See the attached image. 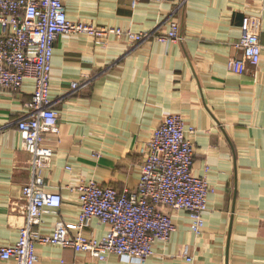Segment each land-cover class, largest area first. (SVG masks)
Segmentation results:
<instances>
[{"label":"crops","instance_id":"0c3cea01","mask_svg":"<svg viewBox=\"0 0 264 264\" xmlns=\"http://www.w3.org/2000/svg\"><path fill=\"white\" fill-rule=\"evenodd\" d=\"M68 18L92 27L167 34L177 21L182 39L132 43L111 36L98 45L87 32L59 36L50 97L58 124L46 133L54 149L42 169L46 191L63 198L57 215L45 214L38 230L49 235L63 219L72 235L80 213L72 190L95 181L135 191L142 146L168 115H181L195 149L194 173L213 191L200 234L189 215L161 207L176 230L156 242L145 264H264V68L228 70L247 16L260 18L264 51V0H64ZM1 30V28H0ZM80 88L72 90V83ZM34 82L20 91L0 88V244L17 241L26 220L23 186L31 177L18 121L30 111ZM110 226L93 218L85 233L101 237ZM187 253L192 260L184 256ZM38 264H135L114 254L105 261L70 247L37 245ZM0 264H14L1 261Z\"/></svg>","mask_w":264,"mask_h":264},{"label":"built area","instance_id":"2783aa9c","mask_svg":"<svg viewBox=\"0 0 264 264\" xmlns=\"http://www.w3.org/2000/svg\"><path fill=\"white\" fill-rule=\"evenodd\" d=\"M131 1L136 6L142 0ZM171 25L167 34L92 27L72 22L64 0H0V88L20 91L27 79L34 82L33 97L27 103L30 112L17 124L24 149L32 157L31 177L22 189L26 220L15 243L0 244L1 261L38 264L37 245L44 244L70 247L101 261L114 254L127 263L145 264L154 254V244L169 242L176 230L170 214L161 207L186 211L191 230L196 234L202 232L208 197L213 189L206 176L194 173L195 149L187 137V131L194 129L187 130L178 114L166 116L151 139L142 146L141 180L135 191H121L95 181L81 183L72 188L80 201L76 234L70 233L63 219L56 220L49 235L38 230L44 215H57L63 203L59 193L46 191V180L42 176V169L54 155V149L45 144L46 132L58 124V111L50 97L57 39L69 32H87L98 45L106 43L111 36L132 43L182 39L177 21H172ZM260 29L259 17L250 15L244 19L239 42L243 58L229 59L230 72L244 74L248 65L264 68ZM71 87L76 91L80 84L73 82ZM93 218L109 225V231L101 237L87 236L85 230ZM184 256L188 261L192 260L187 253Z\"/></svg>","mask_w":264,"mask_h":264}]
</instances>
